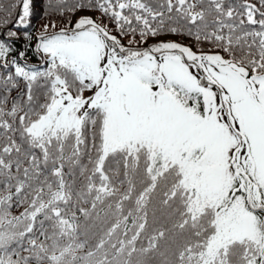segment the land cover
I'll use <instances>...</instances> for the list:
<instances>
[{"label":"trees","instance_id":"16d2710c","mask_svg":"<svg viewBox=\"0 0 264 264\" xmlns=\"http://www.w3.org/2000/svg\"><path fill=\"white\" fill-rule=\"evenodd\" d=\"M84 15L139 48L169 41L264 73V0H0V264H264V180L254 165L234 179L252 232L212 253L230 229L214 207L194 214L192 189L161 150L115 149L99 166L102 108L78 130L30 129L59 81L80 88L72 68L42 57L37 27L74 31ZM167 86L203 113L200 92Z\"/></svg>","mask_w":264,"mask_h":264},{"label":"rangeland","instance_id":"374dc122","mask_svg":"<svg viewBox=\"0 0 264 264\" xmlns=\"http://www.w3.org/2000/svg\"><path fill=\"white\" fill-rule=\"evenodd\" d=\"M86 16L82 20L105 28L98 17ZM53 30L52 24H42L37 32L49 33ZM65 39L62 37L57 43L54 40L48 42L49 49L57 45L60 52L68 54L70 50L66 47L69 45L71 50H79L84 61L94 65V72L98 75L96 83H99L100 90L94 98L99 100L107 115L101 159L105 151L119 145L129 134L151 145L152 141L156 142V146L165 149L171 162L179 160L184 164L189 173L188 184L197 186L194 212L205 204L219 203L224 195L226 197L232 184L235 158L254 162L264 178V75L245 77L243 70L228 58L219 59L212 53L185 51L169 56V52H144L128 48L132 43L126 38L119 42L118 54H110L103 43L105 36L102 34L83 32L71 35L65 41L66 47L63 43ZM109 39L112 38L106 40ZM102 60L107 62L98 74L97 65ZM170 78L178 80L188 89L203 93V115L186 109L177 101L166 86ZM60 88H63L61 95L50 107V115L42 126L47 134H55L61 129L78 130L82 110L92 103L86 100V96H71L73 94L68 92L70 90L65 85ZM115 90L120 95L123 94L121 92H129L123 94L122 103ZM138 92L144 99L132 114L127 110L128 100L133 99L132 94L139 95ZM35 128L33 123L30 129ZM193 145L195 148L205 146V153L196 161L183 159V152L191 150ZM102 161L99 160V166ZM221 212L219 219L224 223L234 218L240 220L247 214L241 199L234 200ZM232 234L223 235L217 244ZM218 248V245H213L211 252Z\"/></svg>","mask_w":264,"mask_h":264}]
</instances>
